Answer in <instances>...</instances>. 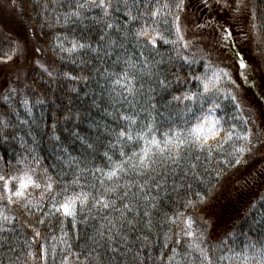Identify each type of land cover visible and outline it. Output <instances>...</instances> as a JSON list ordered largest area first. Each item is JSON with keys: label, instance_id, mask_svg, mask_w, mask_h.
Returning <instances> with one entry per match:
<instances>
[{"label": "trees", "instance_id": "trees-1", "mask_svg": "<svg viewBox=\"0 0 264 264\" xmlns=\"http://www.w3.org/2000/svg\"><path fill=\"white\" fill-rule=\"evenodd\" d=\"M0 2L4 4L0 7H9L6 14L0 8L3 19L0 23L6 21L11 25L8 30H17L21 38L25 34L31 48V53H26L28 59L36 57L43 65V68L41 65L40 68L31 67L23 76L25 84L20 85L21 88L9 98L0 95L2 174H17V169L23 167L17 165L18 159L32 161L33 157H37L43 166L39 168L40 172L43 173L46 168L48 175L61 184H71L80 169H88L80 177L79 183L85 186V191H93L92 186L95 185L94 195L103 194L106 187L124 185L126 181L134 184L147 182L143 193L138 188H132L128 190L127 198L119 199L126 190L120 188L110 195V199L117 200L116 208H122L125 203L132 205L133 211L127 215V220L133 221L131 225L127 220L121 221L118 212L93 208L90 216L95 219L89 218L87 224L79 223L74 229L71 218L65 220L61 215H44L49 211L50 201H44L45 206L39 210L24 207L25 202L8 204L6 200L0 201V210L10 218V222L0 219V228L4 229L0 231V264H53L50 252L44 259L39 258V246L50 248L53 243L57 247L55 264H62L65 256L68 264H168L171 249L162 247L164 234L169 232V227L164 224L165 217H172L177 212L195 216L208 204L218 202V207L215 206L212 214L208 215V225L203 228L209 245H216L227 238L226 247L239 251L245 237L249 241L260 238L261 225L254 222L264 216V156L254 162L245 152L240 164H235L233 159L231 165L221 166L218 162L224 158L222 155L217 154L208 161L205 159L206 152L192 151L185 154L179 167L154 165L153 170L144 176L130 173L118 181H105L103 186L99 182L103 178L101 174L94 176L92 170H109L108 161L103 156L106 151L109 155L115 153L114 159H119L120 146L110 148L115 141L111 130L118 132L123 123L118 121V113L140 112L139 119L143 123L151 105L155 104L164 120L170 114L175 120L184 111L185 105L172 101V97L182 95L188 89L196 91V83L191 77L202 75L205 64L224 68L229 73L235 84L223 83L222 88H227L236 96L242 116L250 121L246 128H250L252 134L256 133L261 127L257 124L258 112L264 114V82L258 76L260 70L264 71V0H243L244 13L236 9V0H201L195 5L197 10L201 7L198 19L189 16L192 12L189 0H183L181 10L176 8L179 0H135L137 7L131 8V14L138 19L131 23L126 15L129 8L124 7L123 0H120L119 11L115 7L109 8L107 16L95 6L100 0ZM111 3L116 5L117 0H111ZM127 3L131 6L134 0H127ZM165 3L169 8L164 9L154 23L151 12L157 5ZM78 4L85 6L77 9ZM215 5H221L225 12L224 20L220 23L213 19L214 14L220 17L213 13ZM77 10L79 15H72ZM176 16L180 17V34L183 42L188 43L187 48L182 43L174 46L159 39L153 48L147 41L152 39L154 33L137 41L135 32L142 26L157 27L165 39L176 40ZM187 19L192 20L190 25ZM165 20L169 22L167 25L164 24ZM109 24L113 27L109 28ZM19 27L25 31L24 34ZM224 29L232 34L228 40L224 39ZM207 31L209 36H215V44L208 42ZM12 33L5 30L0 34L1 58L17 51ZM250 39L255 40L254 47ZM73 42L86 47L71 54L61 51V45L70 48ZM17 56L20 57L19 53ZM180 57H188L193 63H185ZM225 58L236 65V71L227 67ZM241 59L246 60V68L240 67ZM129 61L136 64L138 76L143 73L136 84L140 91L135 97V109L116 103L120 97L111 92V80L116 77L110 74L122 73L128 68ZM143 63H147L148 67L143 68ZM256 73L259 78L255 76ZM161 80L167 84L166 88L161 87ZM24 100L29 102L30 115L25 109ZM169 101L172 103L169 104ZM221 103L230 114L235 111L230 100L221 97ZM152 114L156 115V112ZM157 119L160 117L157 116ZM228 126L225 125L226 128ZM125 150L130 153L134 149L126 146ZM231 150V146H226V152ZM197 156H200L199 160ZM192 163L198 167L192 169L189 166ZM31 166L38 167L35 162ZM237 171L244 173L229 179ZM29 193L34 202L39 200V190L30 189ZM145 196L155 199L146 201ZM200 197L204 198L202 204L194 209L184 207L187 201H198ZM153 203L155 208L152 207ZM145 211L149 212L148 217L143 215ZM88 215L89 211L85 209L78 220L83 221ZM104 217L116 221L117 229H113L112 239L108 238L106 230H103V237L98 234V230H102L101 224L107 223ZM42 219L45 221L43 224L40 223ZM149 219L152 222L150 229ZM62 225L70 238V250L52 240V236H61ZM199 225L195 224V228H199ZM183 227L181 220L169 233L173 237V246L176 234ZM33 229L41 233L42 238L37 243H31L35 235ZM29 250L37 255L27 257ZM220 254L214 253L213 257Z\"/></svg>", "mask_w": 264, "mask_h": 264}, {"label": "snow or ice", "instance_id": "snow-or-ice-1", "mask_svg": "<svg viewBox=\"0 0 264 264\" xmlns=\"http://www.w3.org/2000/svg\"><path fill=\"white\" fill-rule=\"evenodd\" d=\"M123 2L124 7L129 8V11L126 13L129 22L136 21L138 17L131 14V8L137 7L135 0L131 6L127 3V0H123ZM119 4L120 0H117L116 5H113L111 0H100L99 4L95 6L101 8L105 16H107L109 8L115 7V10L119 11ZM84 6L83 4H78L76 8L79 9ZM242 7L243 0H236V9L240 10ZM168 8L169 5L167 3L162 6L157 5L156 9L151 12L154 23L160 18L161 12ZM176 8L177 10L183 8V0H179ZM168 14L170 12L165 13V15ZM72 15L78 16L79 11H74ZM179 19L180 17L176 16L174 22L176 40L165 39L157 27L151 26H142L137 29L135 37L137 41H140L141 38L148 37L151 33H154L152 39L147 41V44H150L153 48L156 47L157 39L163 40L165 44H172L174 46L182 43V46L187 48L188 43L183 42L184 38L180 34ZM168 23L167 20L164 21L165 25ZM108 27L112 28L113 25L109 24ZM223 31L225 32L224 39L228 40L232 35L231 32L228 29H224ZM60 47L61 51L71 54L78 49L85 48L86 45L73 42L70 48H63L62 45ZM18 48L19 46H17V50ZM180 58L185 63H193L188 57ZM8 59L11 60L12 57L9 56ZM127 63L128 68L122 73L110 74L116 77L111 80V92L115 93V96L120 97V100L115 101L116 103L135 109V97L140 91V89H137L136 84L139 79H142L143 73L138 76L136 74V64L130 61ZM41 67L43 68V65ZM142 67L147 68V63H143ZM204 67L205 72L202 75L191 77V80L196 83V91L188 89L182 95L172 97V101L185 105L184 111L178 114L175 120L172 119L171 114L167 120H164L163 114L158 112L155 104L151 105L146 122L143 123L139 119L140 112L133 111L131 114L118 113L117 119L123 123L119 126L118 132L115 129L111 130L115 136V141L110 144V148L115 149L117 145L120 146L119 159H114L115 153L109 155L106 151L103 153V156L108 161L109 170L107 172L103 168H94L92 170L94 176L96 173H100L103 177L99 181L102 186L105 181H118L122 176H128L130 173L135 176H144L153 170L154 165H160L162 168L179 167L185 159V154H190L192 151L206 152L205 159L208 161L213 160L217 154L222 155L224 158L218 162L221 166L231 165L233 159L235 160V164H240V158L244 153L252 151V130L246 128V125L250 121L242 116L241 106L236 102V96L228 91L227 88H222L223 83L234 85L235 82L231 80L229 73L224 68H214L211 64H205ZM240 67L242 69L247 67L243 59L240 60ZM44 71H47V69L44 68ZM48 74L51 75L50 72ZM65 75L67 76V74ZM71 79H75V77H71ZM159 83L162 88L167 87L165 81L161 80ZM142 87L143 85H141ZM129 97L132 99H129ZM221 97L223 100H230L232 102V106L235 109L233 113L230 114L226 110V107L222 106ZM113 99L115 100V97ZM172 101L168 103L171 104ZM37 103H42V101H37ZM23 104L30 115L31 107H29V102L24 100ZM153 111L156 112V115L152 114ZM157 116L160 117L159 120ZM225 125L229 126L226 128ZM162 128L163 131H161ZM126 146L134 150L128 153L125 150ZM226 146H231L232 150L226 152ZM88 147L91 148L92 145L89 144ZM196 159L199 160L200 156H197ZM33 162L38 167H32ZM16 163L17 165H23L22 168L17 169V174L6 175L2 174L3 170H0V201L6 200L8 204L25 202L24 207H35L37 210L45 206L44 201H50L51 206L49 211L44 213V215H61L65 220L71 218L74 229L78 227L79 223L87 224L89 218L95 219V217L90 216L91 209L93 208L118 212L121 221L127 220V215L133 211L132 205L125 203L122 208H116L117 200L110 199V195L118 192L120 188L126 190L123 193V197L119 199L127 198L128 190L132 188H138L140 193L146 191L147 182L134 184L132 181H126L124 185L115 184L112 187L104 188L103 194L94 195L95 185L92 186L93 191H85V186L79 183L80 177L88 169H80L71 184H61L48 175L46 168L43 170V173L40 172L39 168L43 166L37 157H33L32 161H29L27 158L18 159ZM189 166L192 169L198 167L196 163H192ZM77 188L80 190L77 191ZM30 189L40 191L39 200L34 202L30 198ZM197 195L199 196V194ZM144 199L147 201L154 200L155 198L145 196ZM203 202L204 198L200 197L198 201H187L184 207L186 209H194ZM155 206L153 203L152 207L155 208ZM85 209H88L89 215L85 216L83 221L78 220V216ZM143 215L148 217L149 212L145 211ZM0 219L10 222V218L7 215H3V210H0ZM103 219L107 223L101 224L100 228L102 230H98V234L103 237L105 235V231L103 230H106L108 238L112 239V231L113 229H117L116 221L108 220L107 217ZM181 220L184 227L176 234L175 246H173L171 243L173 237L169 233L173 227L179 225ZM44 222L43 219L40 221L41 224ZM127 223L131 225L133 221L127 220ZM151 223L149 219V229L151 228ZM195 223L194 217L186 215L185 212H177L172 217H165L164 224L169 227V232L164 234L162 247L171 249L172 254L167 257L168 264H264V216H261L259 221L254 222L261 225L260 238L255 241H249L245 237V240L241 241L239 245V251L236 248L226 247L228 243L227 238L218 241L216 245H209L205 239L204 225L201 223L199 228H195ZM2 230L4 229L0 228V231ZM33 231L35 235L31 243H37L42 238L41 233L36 229H33ZM69 239V235L64 230L63 225L61 226V236H52L54 242L58 241L70 250L72 245L69 243ZM39 247V258L44 259L50 252L53 257V264H55L56 243H53L50 248L45 245H40ZM63 250L60 249V251ZM214 253L221 254L216 255L214 258ZM35 255L37 254L30 250L27 252V257ZM162 255H167V253H162ZM62 264H68L67 256L64 257Z\"/></svg>", "mask_w": 264, "mask_h": 264}, {"label": "rangeland", "instance_id": "rangeland-1", "mask_svg": "<svg viewBox=\"0 0 264 264\" xmlns=\"http://www.w3.org/2000/svg\"><path fill=\"white\" fill-rule=\"evenodd\" d=\"M198 1H201V0H189V4H188L192 9V12L190 13L189 16L197 18V19L199 17L198 14H200V11H201L200 6L198 7V10H197V7L195 6L198 3ZM210 1L213 2L216 0H210ZM1 2H0V5H4V4H1ZM0 8L4 14L8 13V11H9V7H2L1 6ZM241 11L244 13L245 8H241ZM213 13H217L220 16V17H218L216 14H214L213 17H215V18H213V19L215 22L220 23L221 21L224 20L223 17H225V16H223V15H225L224 14L225 12H224L223 7L221 5H215ZM232 17H234L233 14H232ZM0 20H3L1 15H0ZM199 20H201V16H200ZM187 22L190 25L192 23V20L187 19ZM12 24H14L13 21H12ZM10 26L11 25L8 24L6 21L4 23H0V34H2L5 30L13 32L12 35H15V40L17 43L16 50H17V46H19L18 50L20 48H21V50H20V52H18V50L15 51L14 53L12 52L9 55L12 57L11 60L8 59L9 56H6L5 58L0 57V95H2L4 98H9L12 94H14V91H16L18 88H21L20 85L25 84V79L23 76H25L26 72L31 67L40 68V65L42 64V62L39 59H37L36 57L28 59V56L26 53L30 54L31 48H29V45H28L29 42L26 40L27 36H25V34H24L25 31H23L22 28L19 27L24 34V36L21 38L20 35H18L17 30H15V29L8 30V29H11ZM23 38H25V40H23ZM206 38H207L208 42H210L211 44L216 43L215 36H213V35L209 36L208 31H207V37ZM250 40H251L250 43H252V45L254 47L255 46V40H252V39H250ZM17 52L19 53L20 57L17 56L18 55ZM253 57L257 58V55H254ZM39 58H41V57H39ZM25 59H28V60H25ZM224 60L226 61L225 63L227 64V67H229L231 70L233 69V71H236V65L232 61L227 62L228 60L226 58ZM244 63L245 64L247 63L246 60H244ZM255 76H257V73ZM258 76H260L264 82V71L263 70L259 71ZM261 88L263 90L262 85H261ZM258 116H259V119L257 120V124H258V126H261V127L259 129L257 128L258 131L256 133L254 132L251 136V140L253 141L252 151L246 152L247 157L251 160L253 159L252 161H254V162H256V160H258V158L264 156V129H263L264 114L258 112ZM242 173H244V171H241L240 173H238V171H237L229 179L236 178L239 175H241ZM230 182H233V180H231ZM224 200H225V197H224ZM218 204H219V202L208 204L205 209H202L195 216H193L195 221H196L195 224L198 225V223L199 224L202 223L204 225V228H205V226L208 225V221H210V219L208 220V215L210 213L212 214L213 209L215 208V206L218 207ZM220 211H222V210H220ZM195 224H194V227H195Z\"/></svg>", "mask_w": 264, "mask_h": 264}]
</instances>
